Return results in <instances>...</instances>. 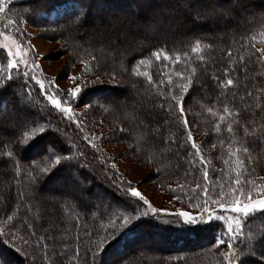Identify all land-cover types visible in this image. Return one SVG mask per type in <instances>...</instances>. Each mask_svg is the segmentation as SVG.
Masks as SVG:
<instances>
[{"label": "snow or ice", "instance_id": "snow-or-ice-1", "mask_svg": "<svg viewBox=\"0 0 264 264\" xmlns=\"http://www.w3.org/2000/svg\"><path fill=\"white\" fill-rule=\"evenodd\" d=\"M14 0H0V22H5L3 30H0V93L11 90L12 96L15 98V103L11 109V116L9 120H5L3 115H0V132L8 130L13 133V138L10 139L4 147H11L13 150L7 152H0V157H7V160L0 159V165L5 163L10 164L14 170L15 176L20 177L22 172L25 173L23 178L24 188L18 193V202L25 206L26 215L22 220L24 225L22 231L31 230L29 236H36L34 223H28V213L33 211V205L28 203L34 198L35 191L43 185L48 177L60 170H65L68 174V187L65 190L51 191L49 199L52 202L71 200L76 207H83L89 210L94 218L103 221V214L97 216L92 209L98 205H105L108 209H112L115 205L118 211L109 212L107 226L100 231H90L86 235L88 237V245L85 250V264H105L103 254L106 248L115 240L119 239L135 221L141 216L147 217L149 222L160 226L158 214L165 212L168 216L174 217L165 221L169 225L175 226L183 231H197L211 229H220L219 234L214 236V244L212 248L216 249L218 256L217 264H264V177L255 176L256 165L260 157H254V147H249L247 140L252 137L251 143L254 145L257 141L264 143V85L253 88H246L244 95L239 96V103H236V94L231 98L228 97V92L232 88L237 87V81L233 78L231 73L235 70V65L232 68H223V78L212 75L211 79L219 89V94L212 99L211 106L201 103V108L213 120L214 126L212 131L214 133H221L222 126L226 125V131L229 136L227 143V158H223L224 165L227 170L221 169L220 172L227 178V183L221 182L218 185L209 183V165L212 163L210 158H206L202 153L200 144L196 142L193 132L190 128L188 113L191 111L189 107L186 111L185 103L186 97L189 95L190 88L194 83H200L197 79L198 71L207 73L206 68L198 70L193 66L192 55H195L196 60L206 63L203 55L204 49L211 48L209 44H202V40L197 38L191 46L190 53L188 51H175L174 55H170L164 48H159L151 52V56L157 62L164 61V67L168 68L167 72L160 73L162 79L155 81L152 73L148 70L152 64V60L148 58H140L134 62L131 68L130 75L134 77H143L147 85L154 90L155 96L161 98L157 107L163 109L168 113V118L164 119V124H171L173 121L182 125L181 131L186 133V139L177 141L174 134L163 138L165 144L171 142L179 144L183 147L185 143H190L191 149L194 150L193 159H198L202 166V175L197 177L199 181L201 178L204 181L195 183L193 192H199L202 196L196 200L193 205L198 209L196 212L185 211L178 209L175 212H167L165 209H157L152 206L151 202L138 190L137 187L131 186L130 181H117L115 178L111 179L107 185V191L104 189H93L90 182L81 177L80 169L82 165L80 158L84 153L77 151L72 152L76 147L71 139L65 136V143L50 142L49 144L40 147L39 151L35 153V157L25 161L23 153L33 146L37 138L45 133L46 128L41 126L32 111L31 93L38 91L40 97L47 102V109L49 114L55 111L62 118L74 123L81 131H83L82 121L77 119L79 115L74 107L73 100L78 99L83 89L88 84L102 83L101 76H95V79L89 80L87 78L89 73L95 74L101 72V65L96 55H92L91 42L95 39L108 41L110 45H118L122 40H126L129 36L128 28L130 25H123L121 18L109 17L106 23L99 21L90 22L88 19V11L82 6H77L74 13H65L61 15L64 23L60 25L62 31H67L74 37H87L82 44H77L75 55L80 56L87 54V59H80V64L83 66V73L80 76L69 75L72 81L82 80L83 83H76L74 87L67 89L65 95L68 99L58 95L59 87H55V91H50L54 87L53 84L45 85V81L40 79L35 74V69H39L40 65L33 57L29 62L28 56L34 52V46L28 42L25 44L22 37L25 35L23 30L19 27L12 31V26L16 24L15 20L10 19L9 12L15 11L22 13L29 17L43 15L44 10L30 11L29 9H10V5ZM187 9V15L192 17L190 23H186L184 19H177L179 8ZM251 11L249 8V0H228L227 3L222 4L220 0H204V3L197 4L194 8H188L184 0H170V6L164 10V16L154 18L147 26H144L145 31H153L161 26L171 29L175 26L177 29L190 30L198 24L209 21L213 27L216 24L227 19L235 20L237 17H243L245 13ZM193 12L195 15L193 16ZM259 15L264 20V12ZM131 24V22H130ZM20 37V38H18ZM255 43L256 37H251ZM143 44V41H138ZM253 43V46H254ZM259 43L264 44V38L259 40ZM84 44L89 47H84ZM61 50H66L65 45H61ZM227 55L230 57L228 63L233 64L231 60L232 50L228 49ZM239 61L247 64H257L264 66V48H255L254 51L247 54V60L244 55L239 56ZM121 65L124 63L122 57ZM169 65L172 67L169 68ZM177 65H183V70H176ZM21 66L25 69H32V71H22ZM143 69V70H142ZM248 69L245 67L244 71ZM128 69L122 67L121 75L127 74ZM102 76L113 77L109 83L119 84L116 80L117 73L115 71L101 72ZM54 79V78H53ZM29 81L32 83L29 84ZM20 82V83H18ZM133 87H136L133 84ZM147 91V90H146ZM149 92V95H152ZM27 96L28 99L24 97ZM102 105L98 99L95 106L102 107L104 105H120L123 102L116 99L103 98ZM223 101L222 106L220 102ZM93 107L92 104H85L81 110V114L85 109ZM109 110V108H105ZM7 111V102L0 104V113ZM45 111V106H40V112ZM241 113H246L249 118L242 119ZM196 116L201 113H195ZM41 119L44 117L41 116ZM139 123L143 125L146 130L145 133L138 134L141 138L147 135L149 125L145 124L143 120ZM49 127H51L49 121ZM27 129V130H25ZM242 129V137L237 136V130ZM60 132V129H56ZM119 131L127 132L129 129L120 128ZM150 131L160 133V128H153ZM103 134L101 133V136ZM91 137V138H90ZM96 136L89 132L83 136L92 149L96 152L101 150L94 142ZM221 148L225 145L224 140H219ZM133 145H129L132 147ZM217 147L216 143L211 145L212 149ZM140 152L139 147L136 148ZM189 155H193L189 152ZM107 157L101 160V163L107 161ZM147 159L159 164L160 160L154 155L150 154ZM179 167V165H177ZM194 167V166H193ZM116 163H111V169H116ZM157 175L162 171L161 167L152 169ZM107 176V172H105ZM114 175H120L118 172ZM186 177L192 175L190 172L184 174ZM220 180L219 175L216 176ZM21 182V181H16ZM127 183L125 188L123 184ZM178 188L183 189L184 185H177ZM171 189V186L169 185ZM210 189L214 191V195L210 194ZM119 196V201H113L112 195ZM179 199V197H176ZM191 199V198H190ZM138 205L146 208L141 212ZM218 210H222L223 214H218ZM125 212L127 214H125ZM38 216V214H37ZM78 221L79 217H75ZM260 219L262 227L254 229L252 227L253 221ZM8 221H14L12 215L7 216ZM10 230L16 229V224L8 225ZM49 229L48 231H50ZM9 235L10 240L7 242L5 248H0V264H14L11 252L20 253L21 247H17L16 241L19 239L25 248L39 249L43 253V259L47 264H55V261L66 254L67 244H62L61 250L57 251L55 248V236H49L47 231L45 234L36 238L34 243H29L22 235L14 234L13 232L5 233L4 228L0 227V236ZM79 239V238H78ZM53 245L51 257L49 256V245ZM221 246L226 247V251H221ZM79 246L75 250L74 260L79 259ZM90 257V259H89ZM130 257H121L115 260L113 264H129Z\"/></svg>", "mask_w": 264, "mask_h": 264}, {"label": "trees", "instance_id": "trees-1", "mask_svg": "<svg viewBox=\"0 0 264 264\" xmlns=\"http://www.w3.org/2000/svg\"><path fill=\"white\" fill-rule=\"evenodd\" d=\"M101 1H103L104 4L110 1L114 7L117 6L118 8V6L126 0ZM150 1L154 6L158 7V17H163L164 15L161 13V10L169 7L170 2L162 4L159 0ZM94 2L95 0H91L89 3L90 5H88L86 0H14V3H12V10L29 9L33 12L41 9L44 10L43 15L31 16L34 19L33 22H36L39 25L44 24L46 26H50L48 27L49 29L58 30L57 32H52L53 37L57 36V40L66 41V50L70 52V55L75 56V60L80 64V59H87V54H82L80 56L75 55L76 51H78L76 45L82 44L83 40L87 39V37H74L70 35L69 32L62 31L60 25L64 23V20L60 17L65 13H74L79 5H82L88 11L89 17L90 9L96 5V2L95 4ZM227 2L228 0H224V3ZM262 2V0H259L257 6L252 4L254 6L251 5V7H249L251 11L245 13L243 17H237L231 22L232 27L228 26V24H230L229 19L226 22L227 28L224 27L225 25L221 24L216 25L215 29L198 26H195L190 30L181 28L177 29L178 32H176V35H172L168 38L165 36V33L171 34L169 31L176 28L175 26L171 29L161 26L158 31H145L144 28L138 27L137 36L139 37L140 34V37H143L149 42L146 46H142L139 49L138 47H135V41L131 42L132 45H130V43L123 45L119 42L117 46H112L108 41L107 45L106 43L104 45H100L97 42H93V40L91 42V49H94L95 51H92L91 54L97 56L101 65V72L111 73L115 71L117 73L115 79L120 82H125V87L121 90V95L116 96L114 94L115 96L110 98L122 101L123 103L111 106L104 105L102 107L93 106L89 109H85L81 114V110L84 108L85 104L93 105L94 100L91 98L92 95H96L97 92L103 91L104 89H108L113 93L116 89L118 90V88L114 85L106 82L107 80L101 75V72H96L95 74L89 73L87 76L89 80H93L95 79V76L100 75L102 83L88 84L84 87L83 92L79 95L78 99L72 101L75 111L79 114L77 119L81 120L83 124V131H81L74 123L62 118L55 111H52V113L49 114L47 102L40 97L38 91H33L31 93V101L34 105H31L32 109H35L32 111L40 125L46 128V131L37 138L31 148L23 153L25 161L37 158L35 155L32 156L30 149H37L39 151L41 146L56 141L63 142L65 143V146H67L65 139L49 138L51 132H53V130L56 131V129L59 128L63 130V132L67 134L66 137L70 138L72 143L76 145V147L72 149V152L76 153L77 151H81L84 153V156L80 158V163L81 165L86 164L87 167H82L80 172L81 170L83 172H88V169L90 168L95 171L96 175H98V178L96 177V179H99L98 181H91L92 188H100L107 191V185L113 178L117 181H130L117 168L111 169V163H114V159L112 157V160L110 159V156L108 155V147L111 145L116 147L125 141H130L133 145L130 147V152H133L132 157L135 156L143 164L152 167V169L155 167L162 168L159 175L153 171V183L156 184L157 188L162 192L167 193L169 196H172L175 202L181 204L185 208L198 211V209L194 208L193 205L196 203L197 199L202 201V196H200L198 191L193 192L192 189L195 187L196 182H200L201 184L204 183L202 178L199 181L196 180L197 177H201L202 175V166L198 159H193L194 150L191 149L190 143H185L183 147H180L179 144H173L171 142L165 144L163 142L164 137L172 134L176 136L177 141H183L186 139V133L181 131L182 125L175 121H173L170 125L163 123L164 119L168 118V113L157 107L161 98L155 96L154 90L151 89V86L147 85L143 77H134L130 75L131 68L133 67L134 62L140 58L151 59L152 64L148 70L152 73L153 79L155 81H159V79H162L160 73L167 72L169 69L164 67V61L157 62L155 58L151 56L152 51L164 48L170 55H174L175 51H188L190 53L191 46L197 38L202 40V44L211 45V48L204 49L203 52L206 63L202 64L197 61L195 55H192L191 57L193 66L197 67L198 70L206 68L207 73L204 74L202 71H198L197 79L200 80V83H194L193 87L190 88L189 95L186 97L185 108L186 111H188L189 107L191 108V111L188 113V118L190 122L189 126L193 132L194 139L198 144H200L202 153L205 157L210 158L212 161V163L208 166L209 183L214 185H218L221 182L227 183V178L223 176L222 172H220L221 169L227 170V166L224 165L223 162V158H227V143L229 140L226 125L222 126L221 133H214L212 131L214 120L203 111L201 103L211 106L212 99L219 94V89L212 81L211 76L216 75L223 78L224 67L232 68L233 65H235V70L231 73V75L234 79H236L237 87L229 90L228 97L231 98L234 94H236V103H239V96L244 95L246 88L264 85V66H259L257 64L246 65L245 63L239 61L240 55H244L247 60V54L249 52L254 51L255 48H264V44L259 43V40L264 38V20H262L259 15H255L253 18L254 13L259 14L264 12V5L261 4ZM184 3L187 4L188 8H194L197 4H202L201 0H184ZM250 3L253 2L249 0V6ZM62 6L64 7L61 8ZM53 12H56L55 17H52ZM136 12L139 16H144H142L144 12L142 8H138ZM12 13H14V16L18 15L23 20L29 19L32 21L31 17L29 18L27 15H22V13H17L15 11H12L9 14L10 19H12ZM186 14L187 9L180 7L177 19H183V16H186ZM194 15L195 13L193 12V16ZM191 19L192 17L187 16L184 21L186 23H190ZM39 20L41 21L39 22ZM128 21L130 23L134 20L133 18H129ZM208 22L209 21H205L206 24ZM15 26L16 25L12 26L14 30L16 28ZM252 36L256 37L255 43L251 39ZM84 47H89V45L84 44ZM229 48L232 50L231 60L233 61V64L228 63L230 57L227 55V51ZM122 57L124 58L123 65L120 63ZM80 67L81 71L79 72V76L83 73V66L81 64ZM122 67H126L128 69L127 74H120ZM171 67L172 66L169 65V68ZM183 67V65H177L176 70H183ZM245 67L248 69L246 72L244 71ZM245 74L249 77V79H246ZM109 77L113 78L111 75H109ZM76 82L83 83L82 80H77ZM133 84H135L136 87H133ZM66 91L61 90V96L68 99L65 95ZM149 92H152L153 94L149 95ZM132 95H136V97L141 101L139 103L141 105L140 108H138L135 104V101L130 102V97ZM24 98L28 99L27 96ZM5 102H7V111L0 113V115H3L7 121L10 119V112L15 103V98L12 96L11 90L0 93V104H4ZM100 102L102 105L104 104V101L100 100ZM222 103L223 101L220 102L221 106ZM148 104L154 106L157 112L153 110L150 112L148 107H146ZM42 105L45 106V111L43 113L40 112V106ZM106 107L109 108V110L106 111ZM96 110L106 114L107 116L104 115L106 120L108 116L118 118V124H124V127L129 129V131L121 132L116 128L117 136H112L113 133L111 132H113V126L109 124L108 120L105 121L104 117H94ZM195 113H201V115L196 116ZM41 116L44 118L41 119ZM162 117L164 119H161ZM241 118L247 119L249 117L246 113H241ZM140 120H143L145 124L149 125L147 135L143 138L138 135L140 133H145L146 131L143 125L139 123ZM49 121L51 127L48 126ZM60 125L63 127H60ZM106 126L109 127L108 130L106 129ZM120 127L121 125L118 128ZM153 128H160V133L153 134L150 131V129ZM89 132L95 134L96 139L94 142L101 150L100 152H96L88 146L85 140H83V136ZM101 133L103 134L102 136ZM242 135V129H238L237 136L242 137ZM12 138V132L8 130L0 132V152L13 150L11 147H4V144ZM219 140L225 141L223 148L219 145ZM251 141L252 137H249L247 144L249 147L255 148V151L253 152L254 157H260L258 164L256 165L254 175L264 177V143L257 141L253 145ZM213 143L217 144L215 149L211 148ZM137 147L141 149L140 152L136 151ZM38 151H36V153ZM120 151L121 150L118 149L116 150V152ZM189 152H192L193 155H189ZM127 154V150H123V152L119 153L118 156H115L114 154L111 156L117 159L120 157L122 159ZM150 154H154L160 160V163L156 164L152 160L147 159V156ZM221 156H223V158H221ZM105 157L108 158L107 161L101 163V160ZM0 158L7 160V157ZM7 164L5 168L8 167L6 176L9 181L8 185L10 191L2 195L6 198V202H0V227L4 228L5 233L14 231V234L24 236L25 239L29 240L30 244L34 243L38 236L45 234L47 231L49 236H55V248L57 251L61 250L62 244H67V249L65 250L66 254L63 257L58 258L55 261V264H85L84 256L88 245V237L86 234L97 229L103 231V229L107 226V220L109 218L108 213L118 211L115 205L112 209H108L106 204L98 205L96 208L92 209V211L97 213V216L103 214L104 219L102 221L94 218L89 210L83 207H76L71 200L52 202L49 199L50 193H47L46 191L47 181L52 177H68L65 170L56 171L48 177L47 181L43 185L37 188L34 198L31 201H28V203L33 205V211L27 214L29 217L27 222L34 223L36 231V236H29V232L31 230H21L24 227L22 220L26 215V211L24 204L18 202L17 196V193L24 188V183L22 181L24 175L26 174L22 172L20 177H16L14 170L10 167V164ZM177 165H179V167H177ZM105 172H107V176L105 175ZM117 172L120 175H114ZM186 172H190L192 175L186 177L184 175ZM80 175L83 177L82 172ZM217 175L221 177L220 180L216 179ZM94 176L95 175H92L91 179H94ZM104 183H106L105 186H103ZM169 185L171 186V189L169 188ZM177 185H184V188L180 189ZM127 186V183L123 184V187L126 188ZM131 186L135 187L133 182H131ZM65 189H67V186L58 190ZM141 193L144 195L142 191ZM210 194L214 195V191L212 189H210ZM146 197L147 196H145V198ZM176 197H179V199H176ZM112 200L118 202L119 196L113 194ZM137 207L140 208L141 212L146 210L143 206L138 205ZM125 214L127 213L125 212ZM218 214H223V211L218 210ZM8 215H12L14 217V221H8ZM77 216L79 217L78 221L75 219ZM158 216L160 226L150 223L147 217L141 216L135 221L133 226H131L122 236L119 237V239L115 240V242L111 243L106 248L103 257L106 258L107 256H112L113 252L115 254H119L126 250L124 257L131 258L129 261L130 264H217L218 256L216 255V249L212 248V244L215 242L214 236L219 234V228L215 230L205 229L202 231H183L175 226L164 223L165 221L174 219V217H170L166 213L162 212L159 213ZM11 223L16 224L15 230H10L8 228V225ZM252 227L254 229L261 228V220L257 219L253 221ZM49 229L51 230L48 231ZM142 235L144 236V239L153 243H158L162 250L157 252H142L133 250L132 246L136 244L138 238ZM7 238V235L0 236V248L6 247L8 242ZM16 245L17 247H21L22 251L20 253H15L14 251L11 252L14 264H47V262L43 259V253L39 249L25 248L19 239L16 241ZM77 246H79L80 250L79 259L74 260L73 258L75 256ZM52 248L53 245L50 244L48 250L50 257ZM220 250L226 251L227 249L226 247L221 246ZM118 259L120 258H116V260Z\"/></svg>", "mask_w": 264, "mask_h": 264}, {"label": "rangeland", "instance_id": "rangeland-1", "mask_svg": "<svg viewBox=\"0 0 264 264\" xmlns=\"http://www.w3.org/2000/svg\"><path fill=\"white\" fill-rule=\"evenodd\" d=\"M91 0H86L87 4L90 5ZM101 0H95L96 5L94 7H92V9H90V16L88 17L90 22H96L99 21L101 23H106L109 17L112 18H121L122 20V26L123 25H130L128 28L129 31V36L126 40L120 42L123 45H126L127 43H130V45H132L131 42L135 41V47H138V49L142 46H146L149 42L147 40H145L143 37H139L137 36L138 34V27L139 28H144V26H147L148 23L150 21H153L154 18H159L158 17V12L159 9L157 6H154L152 4V2L150 0H126L125 2L121 3L118 8L117 6L114 7V5H112V3L110 1H108L106 4L103 3V1ZM263 2L261 3L262 5H264V0H262ZM94 2V4H95ZM159 2L163 3H168L170 2V0H159ZM201 2L203 3L204 0H201ZM220 2L222 4H224V0H220ZM250 6L252 4L254 5H258L259 0H251ZM98 4V6H97ZM125 4V5H123ZM252 5V6H254ZM138 8H142L143 9V14L141 16H139L136 12V10ZM10 9H12V4L10 5ZM166 8H164L163 10H161V13L164 15V10ZM12 11L9 12V14ZM56 12H54L53 16H55ZM24 15V14H22ZM59 15V14H58ZM57 15V16H58ZM188 15L186 14V16H183L184 20L185 17H187ZM29 17V16H28ZM30 18V17H29ZM32 18V17H31ZM129 18H133V22L131 21V24L129 23L128 19ZM12 19H14L16 21V28L19 27L23 30V32L25 33V35L22 37V40L25 44H27L28 42H30L33 46H34V52L30 53L28 56L29 62H31V59L33 57H35V59L37 60V62L40 65L39 69H35V74L40 78L43 79L45 81V85L47 86L48 84H53L54 87L52 89H50V91H55V87H59V89L66 91L67 89L74 87L75 84L77 83L76 81H72L70 80L68 77L69 75H77L79 76V72L81 71V67L80 64L75 60V56L70 55V52L67 50H61V45H65V48L67 49V45H66V41L64 40H57L56 37H53L52 32H57L58 30H53V29H49L48 27L50 26H46L44 24L39 25L36 22H33V18L32 21H30L29 19L27 20H23L21 19L18 15L14 16V13H12ZM21 19V20H20ZM189 19V18H188ZM187 19V20H188ZM230 19V18H229ZM225 20L222 21L218 24L221 25H225L224 27L227 28V21L229 20ZM53 20V19H52ZM26 21V22H25ZM41 20H39L40 22ZM233 20L230 19V24H228L229 27H232L231 22ZM5 22H0V30H3V25ZM32 25H31V24ZM216 24V25H218ZM198 27H207V28H211V29H215V27H213L211 22H208L207 24L205 22H202L200 24L197 25ZM196 26V27H197ZM59 29V28H57ZM160 28L156 29L157 31ZM12 31H15L12 28ZM171 34L169 33H165V36L171 37L172 35H176L177 28H174L173 30L171 29ZM137 36V37H136ZM20 38V37H18ZM138 41H143V44L138 43ZM93 42H97L100 45H104L106 43L107 45V41H103L101 42L98 39H95ZM129 45V44H128ZM112 46H117V45H112ZM109 47V45H108ZM107 48V46H106ZM32 71V69H25L23 66H21V71ZM143 70V69H142ZM246 76V74H245ZM105 77V76H104ZM54 78V79H53ZM106 78V82L109 83L110 80H112L113 78L111 77H105ZM246 79H249L248 76H246ZM32 82L29 81V84H31ZM114 85L116 88H118V90L116 89L113 92H110L108 89H104L103 91L97 92L96 95H92V99L93 101V106H95V103L98 99L103 101L104 97L107 98H111L113 96H120L121 95V90L125 87V82H120L118 85L114 84V83H109ZM108 84V85H109ZM204 87V86H203ZM203 89V88H202ZM57 93L58 95H61L62 92ZM98 91V90H97ZM115 94V95H114ZM131 101L130 102H136L135 104L138 106V108L141 107V105L139 104L141 101L136 97V95H132L130 97ZM14 102V100H13ZM32 104L34 105V103L32 102ZM146 105V104H145ZM32 107V105H31ZM82 107V106H81ZM148 109L150 110V112L156 111L155 107L152 106L151 104H148ZM35 109V108H33ZM32 109V110H33ZM145 109V108H142ZM157 112V111H156ZM11 114V112H10ZM104 115L103 112H98L96 110L94 117L97 118H103ZM107 116V115H106ZM105 119V117H104ZM118 118H113L111 116L107 117V120L109 122V124H111L113 127V133L112 136L116 137L117 135V130L119 131L120 128H125L124 124H118ZM161 119H164L163 117ZM105 119V121H107ZM121 125L120 128H118ZM60 127H63L62 125H60ZM117 128V130H116ZM106 129L108 130L109 127L106 126ZM67 134L63 132V130L60 129V132L54 131L51 132L49 138H57V139H65V136ZM124 139V136H123ZM124 141V140H123ZM122 144V145H121ZM119 145H117L116 147L114 146H109L108 150H109V156L110 159L112 160V158L114 159V163H116L117 165V169L120 170L125 177H127L131 182L134 183V186L138 188V190L142 191L144 193L145 196H147L146 198L151 202L152 206L157 208V209H165L167 210V212H175L178 209H183L185 211H190V212H196L195 210H189L187 208H185L184 206H182L181 204H178L177 202L174 201V198L172 196H169L167 193L162 192L160 189L157 188L156 184L153 183V171H152V167H150L149 165L143 164L141 161H139V159H137L135 156L132 157L133 152H130V147L129 145L132 143H130V141H125L123 143H121ZM109 145V144H108ZM121 150L120 152H116V150ZM123 150H127V155L124 156L122 159L120 157L114 158L113 156H111L112 154H114L115 156H118L119 153L123 152ZM36 151H38L37 149H30V152H32V156H34V154L36 153ZM112 157V158H111ZM0 159H4V158H0ZM5 165H0V202H6V198L2 195H4V193L9 192V185H8V178L6 176V173L8 171V167H6ZM8 165V164H7ZM82 167H87L86 164L82 165ZM82 172V176L91 183V181H98L99 179H96V177L98 178V175H96L95 171H93L92 169H88V172ZM80 172V173H81ZM264 174V172H263ZM92 175H95L94 179L92 177ZM106 183L103 184V186H105ZM67 186L68 187V177L66 176L65 178H55L52 177L50 178V180L47 181L46 183V191L47 193H50L51 191H59L58 189H62V187ZM55 189V190H53ZM100 189V188H97ZM165 213V212H162ZM7 241L10 240V236L7 235ZM133 250L136 251H142V252H157V251H161L162 248L160 247V245H158V243H153L150 242L149 240L144 239V236L142 235L140 238H138V241L136 242V244H134L132 246ZM126 254V250L122 251V253L119 254H115L113 252L112 256H107L106 258L104 257L105 260V264H113V262L116 260V258H121L124 257ZM259 255H264V253H258ZM130 264V263H129Z\"/></svg>", "mask_w": 264, "mask_h": 264}]
</instances>
